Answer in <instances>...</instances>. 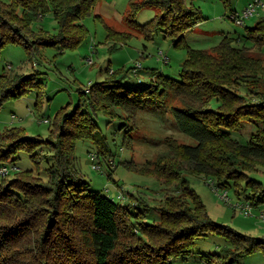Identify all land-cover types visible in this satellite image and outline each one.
Segmentation results:
<instances>
[{
	"label": "trees",
	"instance_id": "trees-1",
	"mask_svg": "<svg viewBox=\"0 0 264 264\" xmlns=\"http://www.w3.org/2000/svg\"><path fill=\"white\" fill-rule=\"evenodd\" d=\"M222 2L230 12L235 11L230 0ZM95 3L96 0H0V49L6 43L22 44L27 50L37 44L56 46L60 52L74 48L86 33L78 20L92 11ZM143 7L155 8L158 14L137 26L133 19ZM47 11H51L58 24V32L50 40L33 34L28 27L31 20ZM201 20V14L188 8L184 0L130 2L128 25L148 37L160 31L174 46L186 50L178 79L151 70L153 83L130 87L121 84L112 73L86 90H79L78 102L71 111L63 108L57 112L47 139L26 136L19 128L0 133V165L16 166L15 156L20 150L29 153L35 165L47 157L51 159V164L43 171L44 176L35 177L32 170H20L16 166L17 170L0 178V217L11 216L14 209L22 215V219L10 225L0 224V264H10L7 261L12 253L11 243L24 238L21 229H25L28 236L32 227L39 231L34 239L40 256L37 264H55L52 254L56 246L63 250L61 255L68 262L78 264L74 254L64 252L73 244L79 254L89 252L94 264H110L117 254L121 236L134 241L133 251L140 254L144 251L146 256L130 261L123 258L118 264L135 261L170 264L173 258H186L193 241L208 233L226 238L231 257L264 248V238L241 235L213 222L200 198L180 177L183 166L169 161L174 159L175 151L191 164L192 172L213 177V186L225 188L232 183L239 187L244 183L250 191L246 202L252 206L264 203V186L249 178V173L264 167V17L245 29L246 44L234 45L240 39L225 36L216 47L206 51L193 49L182 41L183 34ZM252 49L256 54H250ZM35 79L33 75L0 76V106L7 98H19L27 86H37ZM172 100L179 104H171ZM211 101L216 104L214 108L209 107ZM149 105L170 109L177 128L195 140L194 145H176L165 137L168 148L165 156L169 160L160 156L162 158L152 162L156 177L168 186L174 184L172 194L166 195L158 206L151 207L146 203L122 204L91 191L74 167L75 141H91L97 158L109 161L113 157L91 115L102 112L109 120L117 119L120 129H128V126L131 129L137 111ZM250 121L255 130L245 144H240L230 132ZM130 129L123 139L126 147L131 143ZM41 150L49 154L41 156ZM30 174L37 179L35 183H21L20 178H16ZM9 176L13 177L6 179ZM238 176L243 178L237 180ZM6 199L13 204L7 211L3 206ZM151 210H157L158 220L144 222ZM222 264L232 263L226 260Z\"/></svg>",
	"mask_w": 264,
	"mask_h": 264
},
{
	"label": "rangeland",
	"instance_id": "rangeland-1",
	"mask_svg": "<svg viewBox=\"0 0 264 264\" xmlns=\"http://www.w3.org/2000/svg\"><path fill=\"white\" fill-rule=\"evenodd\" d=\"M132 1L140 0H96L94 9L78 20L84 26L86 33L81 43L74 48H65L60 52L52 45L37 44L27 50L22 44H4L0 49V76L14 78L33 75L36 78L35 82L38 83L35 87L27 86L19 98H7L2 102L0 133L9 128H19L26 136L47 139L53 129L57 112L63 108L65 111H71L78 102L79 90H86L91 84L104 80L112 73L122 82L121 84L130 87H145L150 82L153 83L154 75L151 74V70L178 79L182 63L186 59V50L181 46H174L172 40L164 37L160 31L148 37L136 27L128 25L127 13L129 3ZM250 1L230 0L231 8L240 11ZM260 1L264 3V0ZM184 3L202 16L199 23L183 34L182 41L193 49L211 50L225 36L239 38L240 41L234 42V45L241 46L244 42L246 44L245 29L252 27L258 18L264 17V9H259L258 14L245 19L243 25H237L229 19L230 11L224 7L222 0H184ZM157 14L155 8L143 7L137 11L133 21L137 26L143 25ZM28 27L33 34L42 36L44 40L54 39L58 32V24L51 11L31 20ZM250 52L256 54L255 49ZM165 57L166 63H164ZM89 59L90 64L87 63ZM137 64L138 71L133 69ZM171 104L179 103L172 100ZM215 105V102L211 101L209 107L214 108ZM12 115L15 117L14 121L11 120ZM91 116L97 125V132L105 136L113 153L111 159L113 164H109L101 157L91 162L89 153L96 152L93 143L81 139L75 141L74 167L78 176L88 183L91 191L114 198L115 202L122 204L146 203L151 207L158 206L166 195L172 194L174 184L168 186L157 178L153 173L152 162L162 158L160 156L167 157L165 137L171 138L169 140L176 145H194L195 140L177 128L170 109L149 105L137 111L131 129L130 126L128 129H120L117 119L109 120L102 112ZM44 120H48L49 123ZM129 129L131 143L130 147H126L123 145V139ZM254 130L255 125L251 121L245 122L237 131L230 132V135L240 144H245ZM39 153L41 156L49 154L42 150ZM174 153V159L169 160L167 157V161L169 160L170 164L177 163L183 166L184 170L180 177L186 180L189 189L200 198L213 222L241 235L264 238V219L258 216L260 212H264V203L258 206L251 205L252 215L249 216H244L239 209L233 207L235 202L244 203L246 196L250 194L244 183H240L239 187L232 183L225 188L213 186V177L192 172L191 164L177 152ZM28 155L30 154L22 150L16 153L14 163L18 169L32 170L35 177L41 174L44 176L43 171L51 164V159L47 157L35 165ZM92 163L98 165V169L91 168ZM32 174L20 175L16 178H20L21 183H35L37 179H33ZM249 175L250 179L264 186V167L257 168ZM11 177L13 176L6 179ZM242 178L238 176L236 179ZM215 189H218L217 192L213 191ZM224 191L227 192L229 204L219 198V194ZM118 195L120 198H117ZM4 204L6 211L13 206L7 199ZM21 216L20 211L17 210L15 213L14 209L11 216H4V219L0 217V224L10 225L22 219ZM156 220H158V212L151 210L144 222L153 223ZM24 227L25 225L22 228ZM20 231H23L24 238L11 243L12 253L7 263L37 264L40 256L37 254L39 248L36 247L34 239L39 231L32 227V233H28V236L25 229ZM72 240L79 242L78 239ZM73 245L69 246L71 247L69 251L64 252L74 254L78 264H94L90 261L89 252L80 251L79 254V251H74ZM133 245H135L134 241L121 236L116 249L117 254L110 264H118L120 262L118 260L123 258L130 261L146 256L144 251L143 254H140V251H133L135 247ZM230 249L225 237L208 233L193 241L186 258H173L170 264H222L226 260H230L232 264H264V248H257L250 253L235 257L228 255ZM61 252L63 250L56 246L52 254V257H55V264H72L61 255ZM149 258L154 262L152 257ZM156 263L157 261L154 262Z\"/></svg>",
	"mask_w": 264,
	"mask_h": 264
},
{
	"label": "built area",
	"instance_id": "built-area-1",
	"mask_svg": "<svg viewBox=\"0 0 264 264\" xmlns=\"http://www.w3.org/2000/svg\"><path fill=\"white\" fill-rule=\"evenodd\" d=\"M259 9H264V3H262L260 0H251L250 2H248L246 4V7L244 6V8L240 11H231L228 15L229 19L232 20V22H234L237 25H243L244 20L252 17L253 15L258 14V10ZM167 62V58H164V63ZM87 63H91V60H87ZM139 65L137 64L136 67H134L135 70H139ZM15 117L12 115L11 116V120L14 121ZM44 122H47V120H44ZM89 159L91 160V162H94L95 159H97V156L95 153H89ZM109 164H113V162L111 160L108 161ZM98 165H96L95 163H92V167L93 169H98ZM17 170L16 166L10 165V164H4V165H0V178H3L5 176H7L8 174H10L11 172ZM215 189L213 191L217 192ZM117 198H120L119 195L117 196ZM219 198L221 200H223L224 202L229 204V198L227 195V192L224 191L223 193L219 194ZM236 209H239L242 214L244 216H249L252 215V208L251 205L248 202H235V205L233 206ZM258 216L261 219H264V212H260L258 214Z\"/></svg>",
	"mask_w": 264,
	"mask_h": 264
},
{
	"label": "crops",
	"instance_id": "crops-1",
	"mask_svg": "<svg viewBox=\"0 0 264 264\" xmlns=\"http://www.w3.org/2000/svg\"><path fill=\"white\" fill-rule=\"evenodd\" d=\"M142 69H143V68H142ZM150 69H151V68H150ZM150 72H151V74L153 73L152 71H150ZM150 72H149V73H150Z\"/></svg>",
	"mask_w": 264,
	"mask_h": 264
}]
</instances>
